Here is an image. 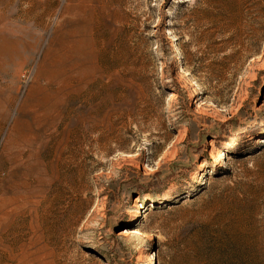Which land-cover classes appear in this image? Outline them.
<instances>
[{
    "label": "rangeland",
    "instance_id": "374dc122",
    "mask_svg": "<svg viewBox=\"0 0 264 264\" xmlns=\"http://www.w3.org/2000/svg\"><path fill=\"white\" fill-rule=\"evenodd\" d=\"M0 41V264H264V0H0Z\"/></svg>",
    "mask_w": 264,
    "mask_h": 264
},
{
    "label": "bare ground",
    "instance_id": "6f19581e",
    "mask_svg": "<svg viewBox=\"0 0 264 264\" xmlns=\"http://www.w3.org/2000/svg\"><path fill=\"white\" fill-rule=\"evenodd\" d=\"M7 39V38H6ZM11 40V39H10ZM15 40V39H14ZM9 41V40H8ZM1 42V41H0ZM20 42V41H19ZM8 43V42H7ZM15 43V42H14ZM18 43V42H17ZM2 45V44H1ZM18 45V44H17ZM4 46V45H3ZM19 47H20V45H18ZM5 48V47H4ZM11 48V47H10ZM18 48V47H17ZM16 48V49H17ZM2 49V48H1ZM9 49V48H8ZM16 49H14V51L16 50ZM2 51V50H1ZM8 51V50H7ZM13 51V50H12ZM11 51V52H12ZM17 51H19V50H16L15 52H17ZM4 52H6V51H4ZM17 54H19V53H17ZM5 55H8V57H9V53L8 54H6L5 53ZM20 55V54H19ZM16 56V55H15ZM1 57H2V55H1ZM13 58V57H12ZM11 59V58H10ZM15 59V58H14ZM7 62V61H6ZM10 62V61H9ZM5 64V63H4ZM217 154H215L214 156H212V158H213V160L214 161H216V162H219L221 159H222V152H216Z\"/></svg>",
    "mask_w": 264,
    "mask_h": 264
}]
</instances>
